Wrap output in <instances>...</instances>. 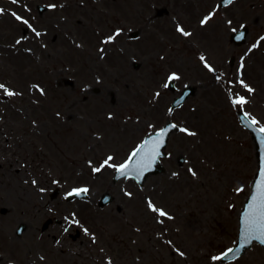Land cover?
I'll list each match as a JSON object with an SVG mask.
<instances>
[{
    "label": "rangeland",
    "instance_id": "1",
    "mask_svg": "<svg viewBox=\"0 0 264 264\" xmlns=\"http://www.w3.org/2000/svg\"><path fill=\"white\" fill-rule=\"evenodd\" d=\"M218 5L0 0V264H224L257 170L236 112L264 131V0ZM170 80L196 89L173 112ZM167 121L181 131L165 173L113 183ZM77 190L88 199L67 201ZM227 264H264V250Z\"/></svg>",
    "mask_w": 264,
    "mask_h": 264
},
{
    "label": "water",
    "instance_id": "2",
    "mask_svg": "<svg viewBox=\"0 0 264 264\" xmlns=\"http://www.w3.org/2000/svg\"><path fill=\"white\" fill-rule=\"evenodd\" d=\"M234 0H222L221 6L225 7ZM40 13L47 10L46 7L38 6ZM167 14V11L162 10L157 12V16L161 17ZM247 29L242 28L238 33L232 35L231 39L236 45H242L246 41ZM136 33L132 34L135 38ZM137 68L138 66L135 65ZM169 89L173 92L176 91L174 82H169ZM195 88L186 87L180 93L179 97L174 99L171 109H178L185 103L189 97L195 95ZM239 123L244 129L248 130L255 147V157L258 162V173L255 176L253 185L251 187V195L247 199L239 217V236L235 246L226 254L220 257L221 262H231L240 257L249 249L256 241L264 249V134L252 123L247 116L240 112L238 113ZM179 128L167 122L165 126L155 134H148L141 145L132 153L130 158L120 167L115 173L113 182H117L123 178H131L141 187L145 180L152 175H158L164 172L161 166L160 159L164 158L166 154L164 150L167 147L170 135L177 132ZM185 162L184 158L178 161L179 166ZM58 190L55 191L51 197L55 198ZM87 195L84 191H77L68 195V200L73 199H86ZM113 201L110 194H105L101 197L99 207L103 208ZM21 232V229L18 233Z\"/></svg>",
    "mask_w": 264,
    "mask_h": 264
},
{
    "label": "bare ground",
    "instance_id": "3",
    "mask_svg": "<svg viewBox=\"0 0 264 264\" xmlns=\"http://www.w3.org/2000/svg\"><path fill=\"white\" fill-rule=\"evenodd\" d=\"M6 164H11L12 163V161L10 160H7V162H5ZM13 171H15V172H17V173H19L20 171L19 170H17V169H13ZM32 187H34V185L33 184H30V183H27V188H32ZM61 220L62 219H60V223H58V225L61 227L62 226V223H61ZM58 228V227H57ZM53 234L52 233H50V236H52ZM55 245V244H54Z\"/></svg>",
    "mask_w": 264,
    "mask_h": 264
}]
</instances>
